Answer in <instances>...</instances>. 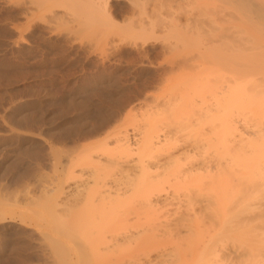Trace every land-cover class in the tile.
Returning <instances> with one entry per match:
<instances>
[{
    "label": "rangeland",
    "instance_id": "rangeland-1",
    "mask_svg": "<svg viewBox=\"0 0 264 264\" xmlns=\"http://www.w3.org/2000/svg\"><path fill=\"white\" fill-rule=\"evenodd\" d=\"M74 1L0 0V264H61L47 238L61 240L72 251L77 249L73 239L52 230L50 221L56 217L70 221L68 208L74 204L78 185L88 179L93 162L101 167L96 173L112 185V179L132 174L139 164L137 156L145 154L140 148L146 139L157 141L159 136L162 141L147 152L149 159L143 155L150 169L155 172L154 165L170 155L173 164L164 170L178 167L187 146L185 100L189 94L193 97L192 88L204 86L203 82L218 83L221 77L231 76L215 61V48L231 39L242 43L246 37L264 34V21L256 22L253 15L228 0H105L109 10L117 11V16L113 14L116 24H103L94 33V27L82 24V18L72 12L71 7L84 4ZM252 1L264 8V0ZM240 33L245 37L240 38ZM208 103L202 107L207 108ZM116 137L128 139L136 151L120 154ZM106 144L114 150H107ZM101 146L106 152L114 151L108 156L118 153L115 156L120 164H107V153L99 160L96 156L101 154ZM88 151L95 154L92 162L87 161L91 167L83 163ZM77 159L82 162L77 164ZM108 171L113 173L106 175ZM170 178L173 185L176 181ZM174 185L167 183L153 191L152 198L159 203L155 214L153 209L143 213L135 200L142 214L134 213L140 215L134 227L151 224L162 229L159 223L178 217L183 188L177 182ZM47 200L48 205L42 204ZM240 231L233 228L229 232L232 239L223 247V255L219 254L223 258L226 253L236 258L264 247ZM45 234L48 237L44 238ZM162 235H154L160 243L148 247V256L143 255L142 246L122 251L119 257L123 256L124 264H143L150 259L148 264H167L161 255L177 248L183 261L186 250L181 241Z\"/></svg>",
    "mask_w": 264,
    "mask_h": 264
},
{
    "label": "bare ground",
    "instance_id": "bare-ground-1",
    "mask_svg": "<svg viewBox=\"0 0 264 264\" xmlns=\"http://www.w3.org/2000/svg\"><path fill=\"white\" fill-rule=\"evenodd\" d=\"M41 1L40 3H43V0ZM79 1L84 4L78 5L77 9L71 7L72 12L79 19L82 18L84 21H80L83 22L82 24L94 27V30L91 28L94 33L99 32H95V30L103 24L104 26L107 23L116 24L114 16H117L115 15L117 11L114 9V13L107 8V0H90V3L87 0ZM229 1L236 3L240 9L250 13L248 15H253L256 22L258 20L262 24L264 21V8L259 6L261 4L257 5L252 0H228L227 2ZM240 34V38L245 35ZM256 35L258 36L256 38L252 36L254 39L248 37L245 41L240 39L244 44L239 41L235 42L237 38L234 36L235 39L225 43L226 47L223 48L222 46H225L223 44L215 48L214 53L216 52L217 57L215 61L219 60L222 64L219 66L229 71L231 76L228 75L227 78L224 76V79L221 77L222 81L219 79L220 83L209 82L205 84L203 82L204 86L192 88L193 97H190L189 94L190 96L188 95L185 100L186 114L184 120L186 121L183 125L185 130L184 142L187 146H185V152L183 153V162L178 167L170 171L167 167L164 170V166L173 164L174 157L170 155L163 163L154 165L157 169L163 167L162 172H160L162 169L159 171L154 169L155 172L151 170V165L148 164L144 156L149 159L148 156H151L149 153L153 151V147L162 141L159 136H157V141H153V137L152 139H150L151 137H148L149 139L145 138L147 140L146 144H142V148L139 147L142 150L140 151L138 148L140 152L144 150L145 154L142 153L144 156H141L140 153V158L137 156L136 160L140 165L135 164V170L133 169L132 172L134 175L124 173L122 178L112 179V183H114L112 185L99 172L96 173L101 167L97 166V168L96 163L93 162L96 168L93 166L89 175L88 172L86 173L88 179L83 180L84 182L78 185L74 204L68 208L69 216H67L70 221L59 219V217L50 221V225L53 227L52 230L55 229L59 232L58 234L62 233L66 238L73 239V244L75 243L77 247L76 250L72 251L61 240L47 238L51 240L54 257L56 256L61 264H109V262L114 261L120 264L121 260L123 262V259H121L123 256L119 257L120 254H123L125 250L130 251L132 247L136 249L142 246L145 248L144 250L142 248V250L143 255L146 257L151 251L148 247L152 248V246H158L160 243L154 239L157 232H162L161 237L163 238L177 237L174 242L181 241L186 250L185 258L181 261L180 256L176 254L178 252L175 251L177 248L164 249L168 251H164L161 256L165 257L163 262L167 264H264V247H260L254 253L238 254L236 258L230 257L227 253V255L224 254L229 257L224 255L223 258L219 255L222 254L225 244L231 241L232 238L229 232L233 228L239 231V228H242L244 230L240 231L242 235L253 239L256 244H264V34L262 32V34L258 35L257 33L254 36ZM230 37L232 36L230 35ZM207 94H210V96ZM104 97L108 99V96ZM198 97L201 101L200 106L197 100ZM207 102H209L207 108L202 107ZM171 114L176 121L174 114ZM115 141L120 154H126L127 156L136 151L137 147L132 146L128 139L116 137ZM98 143L101 145L100 142ZM108 144L105 145L106 149ZM105 146H101V151L99 150L102 155L99 153L100 155L96 157L101 160L100 157L103 158V155L107 153V157L104 155L107 164L108 162L110 165L120 164L117 160L118 157L115 156L118 153L108 156V152L112 151L106 152L110 149L114 150V148L106 150ZM116 148L115 151H117ZM53 152L55 153V151ZM94 156L95 154L91 151L85 154L83 156L84 165L86 163L90 166L92 163L87 164V161L89 162L88 159H90V162H92L91 159L94 160ZM53 157H57V154ZM119 157L121 156L119 155ZM85 159L87 160L85 161ZM77 162V164H80L82 161L79 163V159H77ZM112 167H109V169ZM116 169L117 167L114 170L116 171ZM109 172L112 171H108L106 175H109ZM170 177L174 178L173 180L183 188L181 211L178 213V217L165 223H159L162 229H158L157 226L151 224L143 226V228L140 226L142 230L138 229L140 228L139 225H137L138 228L136 226L135 228L134 224L135 222L138 223L137 218L142 214L138 210V206L135 207V200L137 199V204L143 207L141 208V211L144 209L143 213L149 214L153 209L155 214L156 208H159L157 206L159 203L157 200H153V191L161 190L167 183L171 187L176 186L174 185L176 182L170 185L172 183H170ZM108 183L110 187H108ZM41 200H44V197ZM49 201H43L42 204L48 205ZM131 201L133 203L130 208L135 207L132 208L133 210L127 209V205ZM140 201L143 202V206ZM27 202H31V200L29 199ZM55 204L57 205V203ZM164 204L166 205V203ZM134 209L136 210L134 211ZM130 210L132 214H130ZM137 210V213H141H139L140 215L134 214ZM1 214L0 219L3 216ZM46 236L45 234L44 238ZM220 258L223 260L222 262L219 261ZM150 260H143L142 263L148 264ZM130 263L134 264V261ZM130 263L128 262V264Z\"/></svg>",
    "mask_w": 264,
    "mask_h": 264
}]
</instances>
